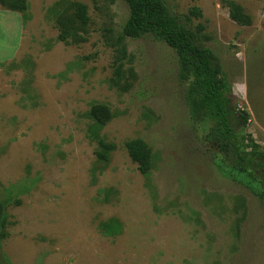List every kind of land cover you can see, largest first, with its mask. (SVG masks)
Here are the masks:
<instances>
[{
	"label": "rangeland",
	"instance_id": "rangeland-1",
	"mask_svg": "<svg viewBox=\"0 0 264 264\" xmlns=\"http://www.w3.org/2000/svg\"><path fill=\"white\" fill-rule=\"evenodd\" d=\"M60 1L29 0L27 20L0 8V186L20 202L8 209L4 260L264 264V188L252 178L260 173H235L203 141L213 121L194 113L172 49L123 37L128 58L115 88L108 38L122 34L126 4L68 0L86 7L89 22L84 42L65 44L50 14ZM163 1L180 17L200 9L190 26H204L200 42L217 61L231 110L245 115L237 145L264 154V0H232L250 26L230 20L223 0ZM97 103L113 115L97 130L115 147L105 166L90 135ZM134 139L150 150L148 176L124 149ZM110 218L122 226L117 236L99 231Z\"/></svg>",
	"mask_w": 264,
	"mask_h": 264
},
{
	"label": "trees",
	"instance_id": "trees-1",
	"mask_svg": "<svg viewBox=\"0 0 264 264\" xmlns=\"http://www.w3.org/2000/svg\"><path fill=\"white\" fill-rule=\"evenodd\" d=\"M29 0H0V8L8 12L19 13L23 20L28 18ZM128 9V17L122 28V36L109 37L108 46L113 51V75L111 84L120 88L123 79L124 61L127 60L123 37L131 40L152 38L168 46L177 57L178 76L187 86V92L193 101L194 113L199 114L200 121H213L210 131L203 141L215 146L223 158L232 165V170L239 174H247L251 167L260 173L264 188V154L241 150L235 128L245 124V115L231 110V102L227 88L220 78V69L211 52L200 42L199 34L204 26L198 24L193 31L190 18L202 19L197 7H192L187 16L175 15L163 0H122ZM228 17L239 26H250L251 19L243 9L232 0H223ZM58 31L57 40L65 44H76L85 41L82 36L88 24L86 7L68 0L57 2L50 9ZM123 90V89H122ZM201 114V115H200ZM112 113L103 104H93L88 111L92 120L90 135L96 144L95 157L97 163L105 166L114 150L112 143H107L97 134L111 119ZM124 149L129 159L136 164L138 172L148 176L151 169V153L148 146L140 139L125 142ZM259 160V161H258ZM19 200L11 193L10 187L0 186V243L8 236V209L19 205ZM121 224L110 218L99 225L104 236H117L121 233ZM0 264H8L0 252Z\"/></svg>",
	"mask_w": 264,
	"mask_h": 264
}]
</instances>
